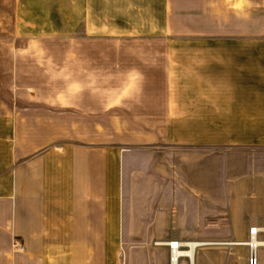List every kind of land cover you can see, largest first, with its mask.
Segmentation results:
<instances>
[{"label":"crops","instance_id":"obj_1","mask_svg":"<svg viewBox=\"0 0 264 264\" xmlns=\"http://www.w3.org/2000/svg\"><path fill=\"white\" fill-rule=\"evenodd\" d=\"M1 1L13 9L0 17V264H116L119 249L130 245L133 177L146 165L141 153L130 149L131 135L133 143L151 147L187 143L176 135L178 119L200 116L188 115L172 91L176 47L162 53L155 44L160 40L146 45L114 24L163 23L164 30L155 34L176 43L190 33L179 32L178 24L194 21L191 5L188 0ZM246 1L253 42L264 43V0ZM238 3L201 0L202 23L219 34L226 17L241 14ZM211 64L227 65L225 58H207L205 65ZM206 80L210 86L215 79ZM115 109L122 119L117 133ZM253 119H264V47L256 46ZM99 120H105L102 142ZM154 193L144 197L156 198ZM199 195L208 197L203 190ZM258 215L234 212L229 240H247L250 221ZM162 237L153 243L154 264H169L168 249L159 243L204 242ZM14 239L24 252L11 253ZM248 256L241 253L238 264H248ZM196 259L199 264L198 253Z\"/></svg>","mask_w":264,"mask_h":264},{"label":"rangeland","instance_id":"obj_2","mask_svg":"<svg viewBox=\"0 0 264 264\" xmlns=\"http://www.w3.org/2000/svg\"><path fill=\"white\" fill-rule=\"evenodd\" d=\"M1 2L0 17L7 9H13L3 7ZM115 2L120 4L122 1ZM188 3L191 5L188 13L192 11L194 21L178 24L179 32L189 30L190 33L181 34L176 43L166 39L168 35L155 34L160 28L164 30L163 23L114 24L115 30L129 29L131 38L143 39L146 45L152 43L151 39L160 40L155 44L162 53L167 46L176 47L177 55H172L173 70L170 72L176 78L177 86L172 87V91L176 92L179 106L187 108L188 115L200 116L178 119L176 135L187 143H163L151 147L133 143L136 137L131 135L129 147L141 153L146 165L133 177L137 193L132 194L138 197L135 195L129 200L130 245L119 249L116 264L157 262L152 258L157 250L153 243L158 241L160 233L164 240L176 234L182 240L214 243L196 250L199 264H238L239 255L247 256L249 249L233 246L242 240H229L232 239L229 229L232 214L237 210L257 213L259 221L253 217L250 224L264 223V119H253V46L264 47V43L253 42V14L249 17L250 6L246 0H239L241 14L236 12V15L226 17L225 29L219 34L209 32L202 23L201 0H188ZM207 25L212 27L214 23ZM207 58H225L227 65L225 69L205 65ZM197 78L204 86L196 84ZM209 78L215 80L207 86L206 79ZM218 78L220 81L216 80ZM201 95H206L204 101L200 100ZM192 107L196 111L189 110ZM120 121V114L115 109V133L119 132ZM103 126L105 120H99V142L105 140ZM154 190L158 193L156 198L144 197ZM202 190L208 197H198ZM191 222H194V229L189 230ZM172 226L179 231H170ZM260 239L264 240V235ZM13 241L11 253L24 252L25 249L16 252ZM257 257L259 264H264V250L260 249ZM196 261L195 256V264H198Z\"/></svg>","mask_w":264,"mask_h":264},{"label":"bare ground","instance_id":"obj_3","mask_svg":"<svg viewBox=\"0 0 264 264\" xmlns=\"http://www.w3.org/2000/svg\"><path fill=\"white\" fill-rule=\"evenodd\" d=\"M253 224L255 223H252V226ZM176 242H177L176 244L177 248L182 247V249L173 250L171 255V264H179V261L181 259H186L188 264H195L196 250L204 246L214 245V243H209L205 241L182 242L179 240H171L166 243H159L157 245L161 246L162 244V246H168V244L170 243L175 244ZM234 245L247 247L249 249V252L252 255L255 254L256 257L260 249L264 250V240L258 239L255 235H251L250 239L248 238V240L246 241L236 242L234 243Z\"/></svg>","mask_w":264,"mask_h":264},{"label":"built area","instance_id":"obj_4","mask_svg":"<svg viewBox=\"0 0 264 264\" xmlns=\"http://www.w3.org/2000/svg\"><path fill=\"white\" fill-rule=\"evenodd\" d=\"M248 235L250 237H251V235H255L258 239H260L261 236L264 235V226H259L257 224H253V226L251 225L249 230H248ZM249 236H248V238L250 239ZM176 244H177V242L175 244L170 243V244H168V246H166L168 249V253H169V264H171V255H172L173 250L182 249V247L177 248ZM233 246H239V245H233ZM12 247L16 252H21L25 249L23 244L18 240L13 241ZM248 264H259V258L256 257L255 254L252 255L249 252Z\"/></svg>","mask_w":264,"mask_h":264}]
</instances>
